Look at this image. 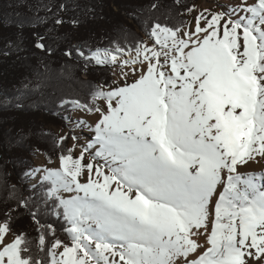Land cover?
Listing matches in <instances>:
<instances>
[{"label": "snow or ice", "instance_id": "6c2138e0", "mask_svg": "<svg viewBox=\"0 0 264 264\" xmlns=\"http://www.w3.org/2000/svg\"><path fill=\"white\" fill-rule=\"evenodd\" d=\"M221 7L192 23L149 17L142 36L64 50L85 71L107 67L114 79L87 102H60L66 122L64 111L96 116L94 125L77 120L90 141L78 146L73 135L66 146L61 132L58 166L26 173L66 239L30 212L34 241L6 208L0 264H264V171H248L264 164V0ZM45 39L37 34L34 47L52 55ZM23 96L4 104L20 108Z\"/></svg>", "mask_w": 264, "mask_h": 264}, {"label": "trees", "instance_id": "16d2710c", "mask_svg": "<svg viewBox=\"0 0 264 264\" xmlns=\"http://www.w3.org/2000/svg\"><path fill=\"white\" fill-rule=\"evenodd\" d=\"M195 1L180 0L178 6L174 0H0V216L6 208L14 209L15 228L35 241L38 225L30 215L34 212L41 224H51L56 236L66 239L63 220L53 214L51 202L43 203L45 190L30 188L25 173L36 151L58 157L56 136L44 127L67 126L58 114L61 100L87 102L93 88L111 82V69L93 66L85 71L82 64L65 57L64 50L82 42L92 48L123 43L125 32L142 36L149 17L186 23ZM153 3L158 9H151ZM57 17L65 23L56 25ZM72 20L78 24L73 26ZM37 34L45 36L52 55L34 47ZM29 81L30 87L23 89ZM18 90L24 92L21 107L5 105ZM21 200H28V206H21Z\"/></svg>", "mask_w": 264, "mask_h": 264}, {"label": "rangeland", "instance_id": "374dc122", "mask_svg": "<svg viewBox=\"0 0 264 264\" xmlns=\"http://www.w3.org/2000/svg\"><path fill=\"white\" fill-rule=\"evenodd\" d=\"M221 6L226 7V5L221 0H215V1L214 0H196L192 6V9H194V11L193 12L188 11L185 15L187 18L186 23L194 22L195 16L198 15L199 12L203 11L204 9H210L212 11H220V10H222ZM113 79H114V77H113V73L111 70V82L109 84L112 83ZM75 114H76V116H75ZM69 117H70V122H66L67 126L65 128L53 127L51 125H48V126H45L44 129L51 130L55 134L56 137L61 132L66 133L69 137V139L66 141V146H71V144L73 143V141L71 140V137L73 135H76L79 137V140L77 141L78 146L83 145V144L87 143L88 141H90L93 133L91 131H89L87 128L78 125L77 120L78 119L86 120V118H87L86 121L88 122V124H90V120H93V118L95 116L94 115H88V114L83 113V112H71ZM50 158L53 161V163H51V164L48 163V156L47 155H45L41 151L40 152L36 151L33 154V157L31 160L32 165L29 167V169L27 170L26 173L30 172L33 168H37L38 164H40V167H51V166L55 165L57 158H52V157H50ZM26 173H25V177L27 178V185L30 186V188L33 187L34 183L38 184L37 181H34L32 177L27 176Z\"/></svg>", "mask_w": 264, "mask_h": 264}, {"label": "bare ground", "instance_id": "6f19581e", "mask_svg": "<svg viewBox=\"0 0 264 264\" xmlns=\"http://www.w3.org/2000/svg\"><path fill=\"white\" fill-rule=\"evenodd\" d=\"M221 1H223V3L226 6H229V5H231V4H233L235 2V0H221ZM75 116H76V114H75ZM86 120H87V118H86ZM95 121H96V116L93 118V120H90V124L91 125H94ZM57 166H58V160L56 161L55 165H53L51 167H57ZM37 167H40V164H38ZM248 171H257V172L258 171H264V164H256V163H253V164H251V167L248 168Z\"/></svg>", "mask_w": 264, "mask_h": 264}]
</instances>
